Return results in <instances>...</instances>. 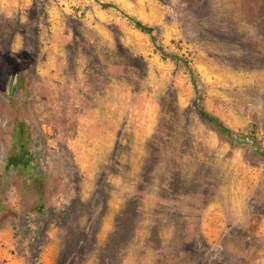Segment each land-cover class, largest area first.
I'll use <instances>...</instances> for the list:
<instances>
[{
	"label": "rangeland",
	"instance_id": "rangeland-1",
	"mask_svg": "<svg viewBox=\"0 0 264 264\" xmlns=\"http://www.w3.org/2000/svg\"><path fill=\"white\" fill-rule=\"evenodd\" d=\"M0 264H264V0H0Z\"/></svg>",
	"mask_w": 264,
	"mask_h": 264
},
{
	"label": "trees",
	"instance_id": "trees-1",
	"mask_svg": "<svg viewBox=\"0 0 264 264\" xmlns=\"http://www.w3.org/2000/svg\"><path fill=\"white\" fill-rule=\"evenodd\" d=\"M136 25H137V28L140 29L142 32H145L148 34H151L153 32L152 28H149L140 22H136ZM192 79H193V82L196 83L195 78L193 76H192ZM200 114L204 120H206L208 123L212 124L216 128V130L219 134L224 135L233 141L238 140V139L241 140L243 138V136L235 134L230 128H228L217 117L210 115L209 113H207L204 110H200ZM25 136L28 137V133L27 134L25 133ZM254 139L256 140L255 137H254ZM256 147H257V151H258L259 150L258 146H256ZM21 165H24V167L26 166V168H27L28 165H30V161L23 156H20V157L16 156V157L10 158L8 163H7L8 168H16L17 169ZM38 210H39V214H42L43 210H40V209H38ZM39 221H40V218H39Z\"/></svg>",
	"mask_w": 264,
	"mask_h": 264
}]
</instances>
